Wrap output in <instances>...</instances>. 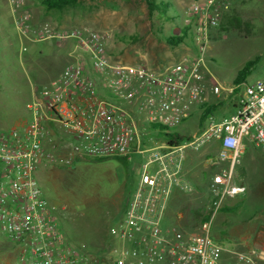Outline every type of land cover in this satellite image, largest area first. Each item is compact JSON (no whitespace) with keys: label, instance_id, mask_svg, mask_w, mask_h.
Returning a JSON list of instances; mask_svg holds the SVG:
<instances>
[{"label":"built area","instance_id":"2783aa9c","mask_svg":"<svg viewBox=\"0 0 264 264\" xmlns=\"http://www.w3.org/2000/svg\"><path fill=\"white\" fill-rule=\"evenodd\" d=\"M19 7V0H8ZM230 9V0H198L182 15L190 43L186 53L172 62L149 66L127 64L111 56L105 37L91 29L34 31L36 41L70 44V61L48 83L34 87L28 104L29 120L20 127L0 131V235L18 250V264H98L62 230L61 209L49 202L35 178L51 152H68L63 161L105 159L148 153L124 215L115 227L119 250L112 264H263L257 249L232 252L210 236L214 214L228 200L245 193L234 183L241 145L247 138L264 156V80L219 84L206 71L203 54L212 29ZM21 35L31 32L30 14L15 20ZM210 79V81H209ZM206 92L231 101L237 109L229 118L208 114ZM198 112L197 129L183 135L173 131ZM162 127L179 134L176 144L143 146ZM216 150L204 160L208 174V220L193 225L185 214L177 224H165L173 194H197L185 164L189 153Z\"/></svg>","mask_w":264,"mask_h":264},{"label":"rangeland","instance_id":"374dc122","mask_svg":"<svg viewBox=\"0 0 264 264\" xmlns=\"http://www.w3.org/2000/svg\"><path fill=\"white\" fill-rule=\"evenodd\" d=\"M172 1L183 15L198 0ZM19 3L17 8L8 0H0V24L11 38L5 46L8 40L0 33V131L13 128L18 118H26V106L33 98L34 87L48 83L60 67L61 55L52 45L23 42L28 37L15 27V20L23 11L30 14L29 38L34 42V31L44 26L62 31L87 28L103 35L109 54L127 64L156 66L172 62L188 50L189 44L169 47L155 37L151 26L155 18L149 16L145 0H81L60 11L45 10L40 0H19ZM182 15L177 23L156 20V29L180 35L184 27ZM234 19L238 20V26L233 24ZM230 20L233 23H228ZM35 49L41 51V57L34 53ZM27 55L32 59L27 61ZM256 57L259 60L245 83L264 80V0H230L229 11L210 32L209 46L203 54L204 68L219 84L226 85ZM236 110L226 105L214 115L229 118ZM198 115L195 112L173 131L193 134ZM151 137V141L144 140L146 149L163 140L158 133H152ZM68 152H51L50 158L39 164L35 178L45 199L61 209L60 224L65 235L83 252L96 256L99 264H112L119 250L115 227L126 211L148 153L105 159L76 158L66 163L62 159ZM186 164L187 176L198 193L195 196L180 193L178 201L175 198L176 202H171L177 195L173 194L165 216L168 227L178 223L175 215L181 207L186 212L179 223L188 221L194 210L210 213V197L204 187L208 175L201 171L202 159L196 157L194 164ZM234 180L245 187V193L233 205L222 204L212 218L210 236L224 249L246 252L255 248L259 235L264 234V156L247 138L241 145ZM17 254L16 247L0 235V264H18Z\"/></svg>","mask_w":264,"mask_h":264},{"label":"trees","instance_id":"16d2710c","mask_svg":"<svg viewBox=\"0 0 264 264\" xmlns=\"http://www.w3.org/2000/svg\"><path fill=\"white\" fill-rule=\"evenodd\" d=\"M81 0H40V3L47 11H60L64 8L74 6ZM147 4V8L149 11V16H154V20L151 23L152 32L155 37L165 45L169 47H177L183 43L189 44L191 39L188 34V27H183L181 29L180 35H172L167 33L163 28L156 29V20L170 23H177L178 17L182 15L181 11L176 7L172 0H145ZM234 22V23H233ZM228 21V23H233L238 26V20L234 19V21ZM259 58L256 57L254 60L248 61L241 70L238 71L234 83L239 84L245 81L246 77L250 74V71L255 67ZM220 104H214L210 106H206L205 111L201 114L200 124L203 123L204 119L208 114L214 113ZM162 138L168 142V144H176L183 140V137L179 136V134L167 133V130L162 127H158L155 129ZM230 210V209H229ZM208 216L206 214L201 213L199 210H194L192 212L190 222L193 225H198L200 222L208 220ZM71 241V240H70ZM99 264V261H98Z\"/></svg>","mask_w":264,"mask_h":264},{"label":"crops","instance_id":"0c3cea01","mask_svg":"<svg viewBox=\"0 0 264 264\" xmlns=\"http://www.w3.org/2000/svg\"><path fill=\"white\" fill-rule=\"evenodd\" d=\"M175 4V3H174ZM2 28H4V25H2V24H0V33H2L4 36V38H7V40H8V42L5 44V46H7V44L9 43V42H11L10 41V36H9V34L6 32V31H3V29ZM54 30H56V28H54ZM58 30V29H57ZM18 34V33H17ZM21 37V36H20ZM28 37V39L27 38H22L23 39V42H25V43H29V44H36V43H42V42H47L48 44H50V45H52V47H54L55 49H57L58 50V52L60 53V57L58 58V60H59V62H60V67H59V70L57 71L58 73L56 74V75H54V77H52L51 79H53V78H55L56 76H58L59 74H60V72L62 71V69L64 68V66L70 61V58L68 57V51H69V48H70V44H66L65 46H64V44L62 43V42H56V41H54V40H45V41H35L34 42V40L33 39H31V38H29V36H27ZM14 38V37H13ZM24 48H26L25 46H23ZM22 47V48H23ZM21 51H23L22 49H21ZM34 53L35 54H37V56L38 57H41V55H42V53H41V51L39 50V49H35L34 50ZM20 57H21V55H20ZM26 57V60L28 61V59H32V57H30L29 58V56L27 55V56H25ZM50 79V80H51ZM49 80V81H50ZM47 82V81H46ZM32 92V91H31ZM32 95H33V92H32ZM206 96V100H207V102H208V104H210V105H214V104H220V106L218 107V109L214 112V114H216V112L220 109V108H222V107H224V106H226V105H228V106H231V107H233V103L231 102V101H228V100H225V98H217L216 96H214V95H212L210 92H207V94L205 95ZM32 98V97H31ZM31 100V99H30ZM28 120H29V112H28V105L26 106V118H18L17 119V121L15 122V126H13V128L14 127H20V126H23V125H25L27 122H28ZM216 148H217V145L214 143L210 148H209V150H203V152H199V153H189V155H188V157H187V160H186V163L187 162H189V165H192V164H194L195 163V160H196V157H198V158H200V159H205L206 157H208L209 156V154L210 153H213L215 150H216ZM200 156V157H199ZM198 161V160H197ZM187 165V164H186ZM202 171V173L204 172L205 173V176H207L208 174H207V172H205L204 170H201ZM203 173V174H204ZM202 177H203V175H202ZM208 178L209 177H205V183H204V187L207 185V182H208ZM189 181H191L194 185H195V183L192 181V179L191 178H189ZM234 183L236 184V185H242L241 183L239 184L238 182H236L235 180H234ZM196 186V185H195ZM243 186V185H242ZM175 193H177V195H174L173 196V198L171 199V202H173V201H175V198H176V201H178V196H179V194H180V192H178V191H176ZM242 195H240V196H237L235 199H232V200H228L227 202H226V205L228 206V205H233L234 203H235V201H238V199L239 198H241L242 199V197H241ZM175 201V202H176ZM184 207H181L180 208V210H179V212L180 213H182L183 215H184V213L186 212V210L184 209V210H182ZM188 213H189V211H188ZM187 213V214H188ZM190 220V219H189ZM251 249H257V250H260L261 252H263L264 253V234H260L259 235V237H258V244L256 245V247L255 248H251ZM251 249H247V250H245L246 252H249ZM232 252H235V251H233V250H228V249H225V251L223 252V254H222V258L224 259V260H229V261H233V255H232ZM259 263H263L264 264V260H259Z\"/></svg>","mask_w":264,"mask_h":264}]
</instances>
